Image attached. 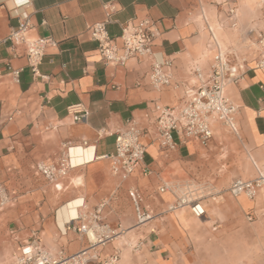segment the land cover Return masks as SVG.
Instances as JSON below:
<instances>
[{
	"label": "crops",
	"instance_id": "0c3cea01",
	"mask_svg": "<svg viewBox=\"0 0 264 264\" xmlns=\"http://www.w3.org/2000/svg\"><path fill=\"white\" fill-rule=\"evenodd\" d=\"M107 2L116 7L107 25L113 37L132 20L157 22L153 57L173 61L169 86L157 90L149 83L151 58H132L121 66L102 59L87 30L105 18ZM25 14L34 24L33 37L56 41L47 49L41 76H34L25 56L12 58L3 42ZM263 26L264 0H0V257L21 253L33 231L53 253L78 252L86 240L67 224L79 210L92 212L104 202V222L121 234L105 246L103 256L120 249L121 264L196 258L218 212L231 204V182L255 178L258 162L264 161V69L256 67ZM219 49L234 63L245 60L242 78L226 88L238 106L240 137L214 124L207 145L183 143L175 135L176 150L163 151L155 140V107H181L197 86L194 68L207 72ZM9 65L23 68L19 81L8 74ZM77 103L89 110L86 121L69 116L68 106ZM130 120L146 130L147 172L140 168L123 178L113 175L111 160L101 156L114 151L117 132ZM67 142L73 145L75 167L64 180L49 182L36 164L55 160ZM189 182L212 186L217 203L203 218L188 205L169 210L177 197L160 191L174 183L180 196ZM131 188L142 194V209L151 215L143 224ZM126 240L139 246L136 254L130 256L133 245L123 248Z\"/></svg>",
	"mask_w": 264,
	"mask_h": 264
},
{
	"label": "built area",
	"instance_id": "2783aa9c",
	"mask_svg": "<svg viewBox=\"0 0 264 264\" xmlns=\"http://www.w3.org/2000/svg\"><path fill=\"white\" fill-rule=\"evenodd\" d=\"M105 18L91 25L87 33L91 40L98 43V51L102 59L114 66L125 65L132 58H151L152 66L147 74L149 83L153 88L162 90L169 86L173 79V61H159L153 57V46L159 35L157 22L150 17L135 19L122 27L120 36L109 34L107 25L112 21L116 11L113 2L104 4ZM234 13V10H230ZM34 24L28 14L19 18V24L13 28L3 42L7 43L12 52V58L25 56L28 66L34 76H41L40 66L44 60L47 49L56 45L52 37H33L31 35ZM259 57L256 67L264 69V26L258 34ZM246 69L245 60L234 63L229 56L220 49L214 55L212 65L207 72L199 66L194 68L197 86L192 90L186 102L181 107L157 105L156 109V137L159 147L166 152L176 150L178 142L186 143L197 140L207 145L214 138L215 122L227 126L233 134L240 137L237 122L238 106L226 95V88L236 84ZM23 68H14L9 65L8 74L14 81H19ZM68 114L75 122L86 121L89 110L82 103L68 106ZM146 130L136 120H130L125 128L117 132L115 149L110 154L101 157L111 160L113 175L126 178L137 169L144 167L147 146L143 141ZM87 142L85 141L84 144ZM70 142L64 143L57 158L51 161H41L36 164V170L49 182L58 183L69 176L75 167L72 161ZM161 192H171L177 198L169 205V210L182 206H190L192 213L203 218L207 214L205 204L200 198L194 197L190 192H183L178 196V185L165 183L160 187ZM228 192L233 197L245 196L256 200L259 195L264 196V173L252 179H234ZM131 202L136 210L138 223L143 224L151 215L142 209L143 196L136 188L128 191ZM3 201L0 202V205ZM103 202L94 211L79 210L76 218L72 219L67 228L80 233L86 240V246L78 252L67 254L64 250L51 252L46 249L38 233L33 231L29 242L23 247L21 253L16 254L10 264H119L121 251L118 249L109 256H103L107 244L116 239L121 232L111 228L104 222L101 212ZM83 207V206H82ZM259 213L264 215V202L249 212V220H255ZM139 246H135L138 248Z\"/></svg>",
	"mask_w": 264,
	"mask_h": 264
},
{
	"label": "rangeland",
	"instance_id": "374dc122",
	"mask_svg": "<svg viewBox=\"0 0 264 264\" xmlns=\"http://www.w3.org/2000/svg\"><path fill=\"white\" fill-rule=\"evenodd\" d=\"M214 124L224 127L232 137L239 138L221 122ZM258 165L260 167L258 174L264 173V161L258 162ZM183 192H190L194 197L200 198L208 212H211L209 207L217 203L213 199L212 186L207 183H186ZM231 198L227 210L223 213L218 212V223L210 227L209 240L198 244L196 258L161 260L159 264H264V215L259 213L253 221L247 217L249 212L263 204L264 196L259 195L256 200L245 196ZM30 236L31 234L28 235L25 245L29 242ZM132 245L130 256L136 254L137 244H132L128 240L123 243V248H131ZM15 255L0 257V264H10ZM121 260L120 258L119 264Z\"/></svg>",
	"mask_w": 264,
	"mask_h": 264
},
{
	"label": "bare ground",
	"instance_id": "6f19581e",
	"mask_svg": "<svg viewBox=\"0 0 264 264\" xmlns=\"http://www.w3.org/2000/svg\"><path fill=\"white\" fill-rule=\"evenodd\" d=\"M76 211H77V209H76ZM77 215H78V212H77ZM77 215H76V216H77ZM76 216H75V217H72V218H76Z\"/></svg>",
	"mask_w": 264,
	"mask_h": 264
}]
</instances>
